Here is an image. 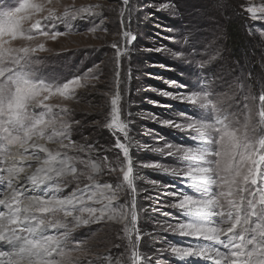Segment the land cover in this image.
<instances>
[{
  "label": "snow or ice",
  "instance_id": "1",
  "mask_svg": "<svg viewBox=\"0 0 264 264\" xmlns=\"http://www.w3.org/2000/svg\"><path fill=\"white\" fill-rule=\"evenodd\" d=\"M51 3L52 0H20L17 7L0 13V264H75L72 251L78 250L85 256L91 253L86 242L73 241L72 233L81 226L103 221L122 225L119 231L123 236L118 234L117 239L127 240V244L114 245L117 249L124 247L119 257L97 256L90 264L97 260L100 264H127L128 260L131 264H154L152 254L138 250L142 236L151 238L150 232L136 227L138 215L149 209L138 201L144 190L136 184L141 177L130 155L136 142L128 130L131 120L121 119L120 107L119 89L124 83L121 59L130 53L129 46L136 39L128 23L137 10L136 4L122 0V6L110 9L122 18L121 28L125 29L126 39L112 45L116 49L117 90L104 93L111 96L107 114L110 119L100 122V127L121 133L124 139L117 138L114 144L94 148L90 143H76L74 126L81 122L73 119L67 106L56 105L60 112L52 113L53 105L45 103L53 96L71 100L77 89L87 87V76L93 70L52 85L38 80L33 71L40 62L35 58L37 54L47 51L45 43L7 46L11 41L32 42L38 37L56 41L65 35L56 30L57 26L71 28L72 22L78 19L91 22L90 30L95 32L100 27L94 23L95 19L99 18L102 24L105 18L101 4L60 14L47 7ZM220 6H223L222 0ZM167 7L168 4L162 3L157 10ZM241 8L252 20H264V3L258 7L241 5ZM25 24L30 27L26 29ZM162 50L163 46L151 51ZM193 62L202 74L199 89L157 91L181 103L198 105L210 112L211 118L190 116L184 122H177L153 115L162 126L187 130L196 146L169 142L155 148L144 145L157 152L167 150L166 155H178L180 160L177 167H165L155 161L141 163L139 167L170 172L181 181L179 187L157 180L145 181L156 190L165 189L162 194L173 198L161 203L156 197L154 202L160 206L152 211L175 208L184 217L161 212L170 219L156 221V228L210 243L171 244L156 251L185 259L199 258L210 264H264V90L256 95L249 89L242 109L231 111L239 83L233 82L227 92L217 94L213 81L204 74L208 62H197L195 57ZM95 67L99 69V65ZM98 78L92 74V79ZM152 103L167 107L158 101ZM49 144L56 147L50 148ZM94 150L103 155L93 157L90 153ZM79 153L87 158L82 159ZM100 175L116 178L114 182L101 181ZM183 188L190 189L192 194ZM122 197L123 203H118Z\"/></svg>",
  "mask_w": 264,
  "mask_h": 264
},
{
  "label": "rangeland",
  "instance_id": "2",
  "mask_svg": "<svg viewBox=\"0 0 264 264\" xmlns=\"http://www.w3.org/2000/svg\"><path fill=\"white\" fill-rule=\"evenodd\" d=\"M19 2L20 0H0V13L17 7ZM132 2L136 4L137 10L128 23L136 39L129 46L130 53L121 59L124 83L119 90L122 93L121 119L131 120L128 130L136 142L130 150V155L141 177L136 184L138 188L144 190L138 197V201L149 209L145 214L138 215L136 227L141 231L150 232L151 238L142 236L138 250L141 253L152 254L154 264H180V257L156 250L171 244L187 246L193 242L192 245H199L200 241L156 228V221L164 222L170 219L161 212L171 213L172 217H184L175 208L152 211L160 206L154 202L156 197H159L161 203L173 198L162 194L165 189L156 190L145 181L157 180L177 187L180 186L181 181L170 172L165 173L159 169L144 168L139 165L155 161L171 168L177 167L180 160L178 155H166L167 150L157 152L143 147L144 145L155 148L163 147L165 142H169L180 146H196L187 130L181 131L174 127L162 126L152 118L153 115L157 119L184 122L190 116L197 119H210L211 113L198 105L193 106L188 102L181 103L173 97H164L157 90L185 92L190 89H199L202 86V74L193 62L195 57L197 62H208L204 74L213 81L217 94L227 92L233 82L239 83V89L233 96L235 103L231 111L242 109L243 104L246 103L244 97L249 89H252L256 95L261 94L264 90V20H252L250 14L244 12L241 5L258 7L264 3V0H222L223 6H220L221 0H132ZM162 3L168 4L169 7L157 10L158 5ZM95 4L102 5L105 17L102 24L99 18L95 19L94 23L100 25L95 32L90 30L91 22L78 19L72 22L71 28L59 24L56 30L64 32L65 35L58 37L56 41L38 37L37 41L17 40L7 45L19 47L27 43L33 45L38 42L45 43L47 51L37 54L35 58L40 62L33 68L35 77L45 83L55 85L72 79L76 75L84 76L89 73V69L93 70L87 76V87L77 89L76 95L71 100L65 101L62 97L53 96L45 103L53 105L52 113L60 112V108L55 107L56 105L67 106L73 119L81 122L80 125L74 126L76 130L73 132V137L76 143H90L94 145V148L114 144L117 138L122 141L124 139L121 133L100 127V122L105 121L106 118L110 119L107 114L110 111L111 96H105L104 93L117 90L114 82L116 49L112 45L122 43L126 39L123 36L125 29L121 28L122 18L119 17L118 12L110 10L118 5L122 6V0H52V3L47 5L62 14L65 10L90 7ZM230 17L234 19L239 17L243 20L244 32L249 36L247 41L249 54L246 52L247 48L244 49L245 52L241 50L233 52L228 48L225 41V20ZM29 27L25 24L26 29ZM249 41L257 43L255 44L258 46L256 53L251 49ZM162 46L164 50L160 52L151 51ZM96 65H99V69H96ZM92 74L98 75L99 78L92 79ZM169 81L178 83L171 84ZM181 84L187 85L188 88L180 87ZM153 101H158L160 105L167 107L154 105ZM257 103H259L258 100ZM56 127H59L58 122ZM257 134H260L259 129ZM48 146L53 149L56 147L52 144ZM69 154L77 155L75 152ZM78 155L82 159L87 158L83 153ZM90 155L95 157L103 153L94 150ZM108 155L111 156L112 153ZM115 178V175L98 176V180L107 182H114ZM84 182L87 183L86 180ZM172 190L174 189H167V191ZM182 190L192 194L190 189ZM118 203H123V197ZM93 206L99 207V205ZM122 227L114 222L103 221L81 226L74 231L73 241L86 242V247L91 253L85 256L78 250L72 251L71 255L75 264H90L97 256L111 254L110 258L119 257L124 252V247L117 249L114 245L127 244V240L122 242L117 239L118 234L123 236V232L119 231ZM134 238L135 233H133ZM72 247L75 248V244ZM127 255L130 256L131 251ZM95 264H100V261H95ZM127 264H131L130 260ZM188 264H209V262L196 258L189 260Z\"/></svg>",
  "mask_w": 264,
  "mask_h": 264
},
{
  "label": "trees",
  "instance_id": "3",
  "mask_svg": "<svg viewBox=\"0 0 264 264\" xmlns=\"http://www.w3.org/2000/svg\"><path fill=\"white\" fill-rule=\"evenodd\" d=\"M231 18V19H230ZM229 19L231 20V22H229L230 20L227 19L225 20L226 23V27H225V31H226V43L228 44V48L231 49L233 52L236 50L237 52L239 50H241L242 52H245L244 49L247 48V41L249 40V36L244 32V22L241 18L236 17L234 19V17H230ZM251 41H249L248 43L251 45V49L253 50L254 53H256L258 46H255V43H250ZM246 52L249 54L248 48L246 50ZM246 53V55H247Z\"/></svg>",
  "mask_w": 264,
  "mask_h": 264
},
{
  "label": "bare ground",
  "instance_id": "4",
  "mask_svg": "<svg viewBox=\"0 0 264 264\" xmlns=\"http://www.w3.org/2000/svg\"><path fill=\"white\" fill-rule=\"evenodd\" d=\"M0 207H2V206H0ZM201 241H203V240H200V243L199 244H206V242L205 241H203V242H201ZM208 242V241H207ZM191 243H193V242H191ZM190 243V244H191ZM195 245H197V244H195ZM192 259H196V258H187V259H185V258H179V262H180V264H188L189 263V260L191 261ZM209 264H210V262H209Z\"/></svg>",
  "mask_w": 264,
  "mask_h": 264
}]
</instances>
